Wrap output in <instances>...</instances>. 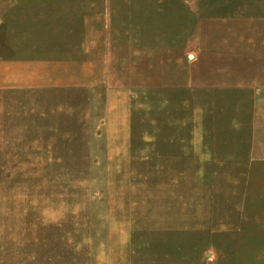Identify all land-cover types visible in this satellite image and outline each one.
I'll return each mask as SVG.
<instances>
[{"label": "rangeland", "instance_id": "obj_1", "mask_svg": "<svg viewBox=\"0 0 264 264\" xmlns=\"http://www.w3.org/2000/svg\"><path fill=\"white\" fill-rule=\"evenodd\" d=\"M0 264H264V0H0Z\"/></svg>", "mask_w": 264, "mask_h": 264}]
</instances>
